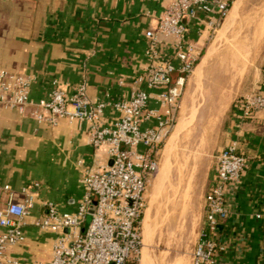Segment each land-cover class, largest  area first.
Wrapping results in <instances>:
<instances>
[{"label": "crops", "instance_id": "1", "mask_svg": "<svg viewBox=\"0 0 264 264\" xmlns=\"http://www.w3.org/2000/svg\"><path fill=\"white\" fill-rule=\"evenodd\" d=\"M172 1L0 0V70L33 75L34 99L46 97L55 81L71 91L84 79L93 100L127 97L132 78L149 62L146 32L157 28ZM200 17L191 24L187 37L196 48L208 23L220 21L217 10ZM177 44L175 37L163 36L160 52L180 66ZM179 76L180 72H174L172 82ZM156 97L153 90L151 108L160 106ZM119 116L112 108L104 113L110 123ZM156 124L153 119L144 126ZM228 132L225 145L238 140L250 159L231 197L235 210L220 226L218 238L227 245L223 260L225 264H264V111L251 119L233 112ZM89 134L88 121L61 118L50 126L16 110L0 109V208L8 200L6 186H11L18 200L22 188L32 186L37 193L35 215L41 214L44 201L55 202L63 212H75L84 193L85 170L112 162L107 147L94 149ZM213 175L214 168L208 186ZM25 234L24 242L11 248V253L21 264L49 261L54 232L30 223Z\"/></svg>", "mask_w": 264, "mask_h": 264}, {"label": "built area", "instance_id": "2", "mask_svg": "<svg viewBox=\"0 0 264 264\" xmlns=\"http://www.w3.org/2000/svg\"><path fill=\"white\" fill-rule=\"evenodd\" d=\"M232 3L173 0L160 16L157 28L146 32L148 65L132 78L131 93L121 99L108 96L93 100L86 79L72 86L71 91L55 81L46 97L34 99L33 75L0 70V109L16 110L50 126L57 125L61 118L88 121L90 143L95 150L107 147L112 161L85 170L84 193L75 212H63L55 202L44 201L41 214L35 215L37 193L32 186L22 188L19 200L11 186H6L8 200L0 208V264H21L11 248L24 242L25 226L30 223L55 234L51 259L33 264H140L148 191L160 170L166 130L176 122L179 99L197 60V48L187 41L190 26L201 19V14L214 10L219 12L220 20L226 18ZM163 36L178 40L177 57L182 65L162 56ZM176 71L180 76L173 83ZM166 86L169 88L163 90ZM153 90L157 91L158 108L149 106ZM107 108L120 113L114 122L105 120ZM241 108L243 117L249 119L264 111V93L247 98ZM153 119L157 120L156 126H144ZM249 159L238 140L219 151L204 195V220L191 252V264H225L227 245L218 238L220 226L235 210L231 197L242 182Z\"/></svg>", "mask_w": 264, "mask_h": 264}, {"label": "rangeland", "instance_id": "3", "mask_svg": "<svg viewBox=\"0 0 264 264\" xmlns=\"http://www.w3.org/2000/svg\"><path fill=\"white\" fill-rule=\"evenodd\" d=\"M235 1L229 16L205 32L176 122L166 130L160 170L148 191L140 264H191L209 173L226 146L233 105L264 93V0H242L233 15Z\"/></svg>", "mask_w": 264, "mask_h": 264}, {"label": "bare ground", "instance_id": "4", "mask_svg": "<svg viewBox=\"0 0 264 264\" xmlns=\"http://www.w3.org/2000/svg\"><path fill=\"white\" fill-rule=\"evenodd\" d=\"M240 3V5H241V3H242V0H236L235 2H234V4H233V7H232V13H233V15H235L237 12H238V10H239V7H240V5H239V7H238V9H237V11L235 10L236 9V6L238 5ZM229 16V15H228ZM172 138V137H171ZM150 204V203H149ZM149 213H150V208H149V206H148V208H147V213H146V216L144 217V219H143V223H144V221H145V228H144V234H145V238H146V231H147V229H148V225H149V221H150V215H149ZM144 242H145V244H144ZM144 242H143V245H144V247H143V250H142V253H144L145 252V248H146V239L144 240ZM146 245V246H145ZM162 258V257H161ZM165 258V257H164ZM140 261H142V259L140 260ZM162 261H163V259H162ZM174 264V263H173Z\"/></svg>", "mask_w": 264, "mask_h": 264}, {"label": "trees", "instance_id": "5", "mask_svg": "<svg viewBox=\"0 0 264 264\" xmlns=\"http://www.w3.org/2000/svg\"><path fill=\"white\" fill-rule=\"evenodd\" d=\"M237 112V111H240L242 114V108H241V103L240 102H236L234 105H233V112Z\"/></svg>", "mask_w": 264, "mask_h": 264}, {"label": "water", "instance_id": "6", "mask_svg": "<svg viewBox=\"0 0 264 264\" xmlns=\"http://www.w3.org/2000/svg\"><path fill=\"white\" fill-rule=\"evenodd\" d=\"M230 131H231V130L229 129V132H230ZM228 138H230V133H229V135H228ZM228 145H229V144H228ZM228 145H227V146H228Z\"/></svg>", "mask_w": 264, "mask_h": 264}]
</instances>
